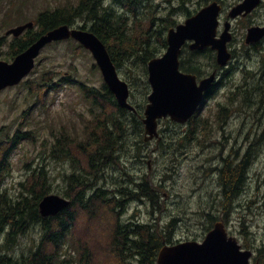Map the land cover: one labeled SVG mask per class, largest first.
I'll use <instances>...</instances> for the list:
<instances>
[{
    "label": "trees",
    "instance_id": "obj_1",
    "mask_svg": "<svg viewBox=\"0 0 264 264\" xmlns=\"http://www.w3.org/2000/svg\"><path fill=\"white\" fill-rule=\"evenodd\" d=\"M143 1L113 0L107 4L105 0H80L77 5L45 10L38 15L35 28L28 29L22 38L15 39L12 57L49 29L60 24L74 25L78 18L82 19L84 22L79 27L91 30L106 44L118 69L126 65L130 70L127 73L130 101L137 112L121 107L104 82L98 87L79 82L84 99L91 104L92 116L85 117L82 131H61L52 146L50 155L70 164V170L64 174L63 195L71 199V204L55 216L43 217L39 212L40 200L51 189L45 165L30 168V175L22 182L16 198L2 190V184L11 173L10 152L24 139L37 140L36 131L19 129L8 141L0 142V264H157L160 248L164 242H169V228L159 229L150 222L124 220L128 201L145 199L152 210L159 213L164 196L162 184L157 183L154 177L135 175L126 160L130 157L136 163L143 160L140 149L146 142L142 117L151 90L148 62L167 47L164 32L178 23L172 16L189 0H161L171 4L172 8L166 16L159 18L153 9L148 10L146 16H140L138 9ZM202 1V4H207L211 0ZM146 6L152 7L150 2ZM196 11H189L188 15ZM74 46V54L85 50L79 43H74ZM200 55V52L184 48L181 68L205 74ZM206 58H211L215 66L214 55L208 54ZM129 60L144 63L140 77L128 67ZM94 67L98 69L96 64ZM51 74L53 71L44 73L42 80L38 78L26 82L34 96L44 99L49 88L58 86L59 82H76L73 77H63L54 84ZM248 81L246 79L245 86H239L238 91L233 89L228 101L219 102L211 118L193 117L188 122L189 129L167 134L161 149L170 155L172 163L190 142L201 146L210 141L217 128L227 123L238 96H242L244 101L240 102L246 107L254 103L259 106L258 101H251ZM166 121L175 125L170 119ZM182 126L176 123L174 128ZM131 131L138 137L133 145L128 141ZM261 140L256 138V144ZM250 144L238 161L225 162L221 181L228 172L225 187H235L227 190L225 197H230L228 191L235 193L244 189L249 168L256 156L255 144L252 141ZM167 176L166 173L164 180ZM225 202H228L227 198H224ZM32 224L39 226V240L26 252L22 251L19 255L13 253L15 243Z\"/></svg>",
    "mask_w": 264,
    "mask_h": 264
},
{
    "label": "rangeland",
    "instance_id": "obj_2",
    "mask_svg": "<svg viewBox=\"0 0 264 264\" xmlns=\"http://www.w3.org/2000/svg\"><path fill=\"white\" fill-rule=\"evenodd\" d=\"M79 1L0 0V36L6 40V45L0 51V59L10 61L12 58L11 43L14 37L6 34L9 28L30 20L36 21L39 13L45 9L55 10L61 6L77 5ZM112 1L105 0V3ZM238 1L240 0H222L224 7L222 21L227 17L229 9ZM148 2L152 7L146 6ZM202 3V0H189L173 14L172 18L182 22L189 11L198 9L203 5ZM175 5H178L177 2ZM117 8L123 11L121 6ZM171 8V4L161 0H144L138 10L140 16H146L147 11L153 9L156 17L159 18L166 16ZM83 22L78 18L74 25L79 26ZM258 24H264V7L256 9L246 18L233 21L236 41L231 45V49L243 53L237 55L235 61L232 59L229 66L230 73L202 109V117L207 114L206 116L211 118L217 111L215 106L218 101H223L222 103L228 101L231 91L233 89L238 91L239 86H245L246 79L250 83L248 69L255 66L259 68L261 56L256 55L255 61L254 54H252L253 60L252 57L249 58L248 49L242 41L245 39L247 28ZM164 33L166 36L167 30ZM74 43L72 40L48 43L37 58V64L27 80L0 92V142L8 141L19 128L24 131L35 130L37 136V140H22L10 152L11 173L2 184V190H6L13 198L20 194L21 184L30 175V168L38 165H45L50 175L49 193L63 195L64 174L70 170V164L68 161L53 158L50 155L52 146L61 131L64 129L72 133L82 131L85 117L92 116L91 104L84 99L79 82L97 87L104 82L101 71L93 65L95 62L93 55L86 50L74 54L72 50L75 47ZM133 61L129 60L128 67L140 77L144 63L139 60ZM200 61L206 69L204 72L212 69L211 58H202ZM49 71H53L51 80L54 84L63 77H73L76 82L63 84L59 82L58 86L49 88V93L44 99H40L31 93L30 86L26 82L38 78L42 80L43 74ZM129 71L126 65L119 68L121 78L127 81ZM240 101H244L241 95L236 98V105L228 124L218 127V131L206 145L197 146L190 142L185 151L178 153L173 163L170 155L161 149L164 145L162 142L168 133H173L174 130H187L190 126L174 128L176 123L169 125L167 119L160 122L162 139L159 142L153 140L142 145L141 162L136 163L132 157L127 158L126 162L135 175L154 177L157 183L164 186L162 211L159 213L153 211L145 199L130 200L124 213L125 221L127 219L136 223L144 221L156 225L159 229L169 228L167 243H174L184 240L201 241L214 222L222 220L228 234L236 237L242 245L249 247L255 244L259 248L264 246V101L263 103L258 101L259 106L254 103L251 107L242 105ZM258 135L260 136L257 137ZM137 138L131 131L128 137L129 144L133 145ZM256 138H262L259 144H256ZM251 141L255 144L256 156L249 168L243 192L235 202L232 204L225 202V204L224 194L218 187L221 175L219 171L214 170L223 168L220 158L222 155L226 157L234 149L233 154L240 157L251 145ZM166 173L168 178L164 180ZM39 238V226L32 224L26 233L19 237L12 252L19 255L22 251H28Z\"/></svg>",
    "mask_w": 264,
    "mask_h": 264
},
{
    "label": "water",
    "instance_id": "obj_3",
    "mask_svg": "<svg viewBox=\"0 0 264 264\" xmlns=\"http://www.w3.org/2000/svg\"><path fill=\"white\" fill-rule=\"evenodd\" d=\"M261 0H242L232 7L228 17L237 18L252 12ZM222 7L213 1L188 17L183 23L171 27L167 34L168 47L164 54L152 58L148 63L149 82L152 90L144 111L145 140L159 136V120L171 117L184 123L188 121L201 105L205 92L215 79L216 71L197 81V76L180 70V56L187 41L192 50L211 47L217 51V62L225 66L232 58L228 42L232 39L231 22H225V28L218 37L219 14ZM34 26L30 21L7 31L15 36ZM264 37V26L255 25L248 29L246 42H256ZM73 38L88 49L109 89L114 93L119 105L135 111L130 103L129 84L120 77L106 44L92 31L61 24L42 34L26 50L19 53L12 62L0 60V91L7 86L19 84L35 67L36 58L42 48L53 41ZM71 200L60 194L45 195L39 203L42 216L57 215ZM251 252L242 250L233 236H229L225 224L221 221L206 234L203 241L187 240L177 244H164L158 255V264H250Z\"/></svg>",
    "mask_w": 264,
    "mask_h": 264
},
{
    "label": "flooded vegetation",
    "instance_id": "obj_4",
    "mask_svg": "<svg viewBox=\"0 0 264 264\" xmlns=\"http://www.w3.org/2000/svg\"><path fill=\"white\" fill-rule=\"evenodd\" d=\"M261 7H264V0H262V3L260 4V6L257 7L256 9H259ZM256 9H255V11H256ZM253 12L250 13L248 16L252 15ZM222 13H221V16H220V22H221V24L219 26V34L223 31L224 24H225V22L227 20V17H226L225 20L222 21V19H221ZM239 18H246V17L244 16V17H239ZM237 19H234L233 21H235ZM233 21H232V28H231L232 33H233V39L228 43V46H229V48H230V50H231V52L233 54V59L235 61V57L237 55L242 54L243 52H238L237 53V51L231 49V45L236 41L235 31H234V27H233ZM260 25H264V24H260ZM8 36H12V35H8ZM19 37L22 38L23 36L21 35ZM19 37H17V38H19ZM245 37H246V35H245ZM15 39L16 38L14 37L13 38V42L11 43V46L12 47L15 44ZM242 43L248 49L249 58L252 57V60H253V56H254V61H255L256 55H260L261 56L259 68H257V66H255L253 68L250 67V69H249V75H250V78H251V80H250V95H251V101H264V38H262L261 40H258L256 42H251V43H247L246 40L244 39V41H242ZM5 45H6V40H4V37L0 36V51L3 50V47ZM201 52H202L201 54H204V55H208V54L213 55L214 54L216 56V53L214 51L211 52V51L205 49V50H203ZM252 54H254V55L252 56ZM14 57L10 61H12L14 59ZM230 64H231V61H230L229 65L227 67H225V68H218L217 66H213L212 71H214V70L217 69V73H218V83L217 84H219V85L222 84L223 83V80L230 73V67H229ZM209 74L204 75V76H201V77H198V78L201 79L202 77L208 76ZM25 80H27V79H25ZM25 80L22 81V82H25ZM15 86H17V85H15ZM11 87H14V86H9V87L5 88L4 90H6L8 88H11ZM4 90H2V91H4ZM2 91H0V92H2ZM252 95H253V100H252ZM233 111H234V109H232L231 113ZM231 113L229 114V118L227 119V123L226 124H228V121L230 119ZM246 149H245V151H246ZM233 150L234 149L231 150V152L229 153L228 156L225 157V156L222 155L220 157L222 159L221 160V163H222L221 167H223V168L220 169V167H219V169H215L214 171H219V174L220 175H221V172H222V175H223L224 169L226 167L225 166V162L226 161H233V162L238 161V159L240 157L238 155L233 154ZM254 157H253V159H254ZM214 168H216V167H214ZM228 174L229 173L227 172L226 175L224 176L225 178H222L223 179L222 181H220V179H219V182H220L219 184L220 185H218V184L217 185L222 190V194H224V197L223 198H227L228 199V203L232 204L233 202H235L238 199V196L241 195V189L236 190L235 193H232V191H228V196H230V197H225V192L227 190L234 189L235 188V187H227V188L225 187V182L224 181H226V179H229V178H227ZM178 242H180V241H178ZM174 243H177V242H174ZM174 243H171V244H174ZM240 244H241V249H243V250H249L252 253L251 254V257H250V264H264V246H262V247L259 248L255 244H253V246H249V247L248 246H245V245H242V243H240Z\"/></svg>",
    "mask_w": 264,
    "mask_h": 264
}]
</instances>
